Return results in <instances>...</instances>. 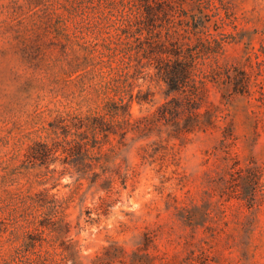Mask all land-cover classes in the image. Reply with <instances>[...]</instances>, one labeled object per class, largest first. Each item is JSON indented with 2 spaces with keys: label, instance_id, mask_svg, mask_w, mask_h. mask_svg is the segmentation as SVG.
<instances>
[{
  "label": "rangeland",
  "instance_id": "1",
  "mask_svg": "<svg viewBox=\"0 0 264 264\" xmlns=\"http://www.w3.org/2000/svg\"><path fill=\"white\" fill-rule=\"evenodd\" d=\"M108 1L0 0V264H71L62 254L71 246L78 264H264V0H220L229 43L216 63L252 76L248 94L222 99L211 89L225 116L217 130L172 141L176 157L164 160L144 159L158 136L130 135L110 188L78 179L59 159L48 168L27 161L56 118L105 103ZM155 90L154 103L134 102L135 117L165 100ZM248 166L261 170L254 201L242 187L249 179L231 175ZM44 188L63 201L70 237L45 232L29 247Z\"/></svg>",
  "mask_w": 264,
  "mask_h": 264
},
{
  "label": "trees",
  "instance_id": "2",
  "mask_svg": "<svg viewBox=\"0 0 264 264\" xmlns=\"http://www.w3.org/2000/svg\"><path fill=\"white\" fill-rule=\"evenodd\" d=\"M208 1L204 5L203 0H109L112 30L100 56L108 69L101 91L105 103L93 113L56 118L50 123L49 139L35 142L27 161L48 168L59 159L75 170L78 179L110 188L118 174L113 170L122 167L116 164L120 150L130 135L137 140L158 136L160 140L144 148V159L164 160L176 157L172 141L217 130L225 116L212 100L211 89H219L222 99L248 94L252 75L244 65L216 63L218 53L229 43L222 37L228 35L222 14L225 7L220 0ZM156 87L163 90L165 100L153 113L135 117L134 102L141 106L154 103ZM231 175L249 179L242 187L254 201L260 168L239 167ZM38 197L37 205L45 211L27 245L36 246V237H45V232L70 237L71 223L63 214V201L48 188ZM70 248L63 247L64 261L71 257V264H78L79 251Z\"/></svg>",
  "mask_w": 264,
  "mask_h": 264
}]
</instances>
